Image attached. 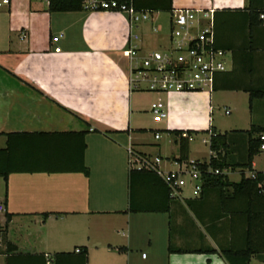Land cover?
<instances>
[{
    "label": "crops",
    "instance_id": "0c3cea01",
    "mask_svg": "<svg viewBox=\"0 0 264 264\" xmlns=\"http://www.w3.org/2000/svg\"><path fill=\"white\" fill-rule=\"evenodd\" d=\"M7 1L0 8V150L8 134H34L27 166L40 170L0 178V264H40L37 257L51 264L55 254L81 247L85 264H229L221 251L264 264V196L229 186L252 172L264 177V151L256 149L249 170L242 168L255 139L246 132L264 131V14L255 15L254 25L249 17L250 9L264 10V0H170L172 9H215L214 44L225 51V70L215 74L210 92L165 94L129 90L126 51L163 47L158 14L166 12L129 29L122 14L50 12L48 0ZM251 92L263 94L248 102ZM157 101L162 119L149 112ZM208 130L223 136L222 180L196 196L185 188L170 197L155 176L130 173L128 146L159 157L162 171L207 163L215 157ZM147 131L154 141L163 140L154 139L157 132L165 134L170 156L163 144L150 151ZM187 131L182 152L181 136L172 132ZM68 133H83L86 175L78 172L80 139L49 136Z\"/></svg>",
    "mask_w": 264,
    "mask_h": 264
},
{
    "label": "built area",
    "instance_id": "2783aa9c",
    "mask_svg": "<svg viewBox=\"0 0 264 264\" xmlns=\"http://www.w3.org/2000/svg\"><path fill=\"white\" fill-rule=\"evenodd\" d=\"M7 3V0H0V8ZM80 9L122 14L129 29L149 22L153 14L135 9L133 0H81ZM214 12L213 7L172 9L168 13L167 34L161 50L129 48L126 51L129 90L149 94L210 92L215 74L225 70V51L214 44ZM150 29L152 33L159 32L158 27ZM56 41L57 37L51 39L52 43ZM53 52L57 53L58 48H54ZM149 112L159 119L165 117L164 105L159 101L150 105ZM181 137L186 138V135ZM157 138L155 134L154 139ZM257 140L258 150L264 151V132L257 135ZM126 158L131 170L150 171L160 178L170 197H177L185 188L191 190L192 196L201 190V171L197 163L178 166L174 171H162L159 157L141 155L130 146L126 148ZM205 173L220 175V171L209 168ZM248 178L254 179V174L250 173ZM0 213H3L2 205Z\"/></svg>",
    "mask_w": 264,
    "mask_h": 264
},
{
    "label": "trees",
    "instance_id": "16d2710c",
    "mask_svg": "<svg viewBox=\"0 0 264 264\" xmlns=\"http://www.w3.org/2000/svg\"><path fill=\"white\" fill-rule=\"evenodd\" d=\"M249 1V0H248ZM80 3L81 0H48V11L50 12H73V11H80ZM250 3V2H249ZM134 8L137 10H144L150 12H166L169 13L172 8L170 5V0H133ZM258 14H264V10H256L250 9V24L254 25V17ZM263 92H251L249 93L248 102H251L254 98H258L262 96ZM261 132L260 129L251 128L246 133L250 135L251 133L255 134V139H249L248 141V150L246 156V163L242 165V168L249 170L250 168V160L252 156L256 153V149L259 147V142L257 140V135ZM209 134L208 138V147L209 151L215 153V157H209L207 163H197L198 169L201 171V180L202 185L201 188L207 184L212 183L213 181L217 182L222 180V177L219 175H211L205 173L207 168L211 170H218L220 171L224 165L221 163L219 159V145L223 144V136H219L218 134L214 133L212 130L206 131ZM175 136H181L180 132H172ZM191 133L189 131L186 132V140L187 137ZM42 136V135H41ZM49 136H64V137H78L80 139V146L78 147V172H82L84 175L87 174L86 169L82 166V152L84 150V144L82 142L83 133L77 134H58V135H49ZM36 137L34 134H8L6 135V148L4 150H0V178L6 181V178L9 174L14 173H32L37 172L40 169L29 168L27 166V151L28 145H30V140ZM185 138L180 137V145L179 149L182 152H185L186 148V140ZM221 140V141H220ZM221 143V144H220ZM182 159V157H181ZM180 162V160H177ZM252 172V171H250ZM130 173H137V174H151L157 178V180L165 187L167 195H169V190L166 185L158 178L153 172L144 171V170H130ZM254 174V179L250 178H243L241 177L238 184L230 185L232 187H240L244 186L247 187L249 190L254 191L257 195L264 196V177L261 173L252 172ZM131 212H137L135 209L130 207L129 209ZM6 216V215H5ZM7 220V218H6ZM5 224V223H4ZM0 227V241L2 240V234L4 230V225ZM10 247L7 245L6 252H10ZM224 260H226L229 264H233V258L241 255V263L245 264L248 260L249 254H239L231 251H221L220 252ZM40 260V264H46V260L43 257H37ZM71 259H76L80 261V264L86 263V251L84 248H78V253H59L55 254L51 259V264H70ZM74 261V260H72ZM7 264V263H6Z\"/></svg>",
    "mask_w": 264,
    "mask_h": 264
},
{
    "label": "rangeland",
    "instance_id": "374dc122",
    "mask_svg": "<svg viewBox=\"0 0 264 264\" xmlns=\"http://www.w3.org/2000/svg\"><path fill=\"white\" fill-rule=\"evenodd\" d=\"M158 17H159V24H161V26H163L162 27V32H160V34H159V38H164V36L166 35V33H167V26H166V23H167V19H168V14L167 13H159L158 14ZM164 40V39H163ZM163 45H161V46H164V44H165V42H163L162 43ZM151 49H155V47L154 46H152V47H150ZM157 50H161L160 48H158ZM138 95H140V96H142V94H138ZM233 103L235 104V108L236 109H240V108H242V106H243V104H242V101H238V100H234L233 101ZM232 117H233V114L231 115ZM214 118H218L219 120H221V121H224V119H223V116H221V114H220V112L219 111H217V110H215V112H214ZM146 133V136L145 137H147V144H149V145H147V147L150 149V151L152 152V151H155L156 149H157V145L159 144V145H162L163 144V142H164V140L166 139L163 135H165L163 132H157V135L161 138V139H163L162 141H154L153 139H152V136H150L151 138H148V135H152V133L153 132H145ZM203 137L202 136H197V137H195V138H193L194 139V145H196V151H201L200 149H204L203 148V146L200 144V141H201V139H202ZM164 146V154L165 155H168V156H170L169 154H170V152H171V150H170V145H166V144H163ZM198 146H200L199 148H198ZM154 156H152L151 155V158H153ZM165 164H163L164 166H166V165H168L167 163H168V160H166V159H163L162 160ZM162 164V163H161Z\"/></svg>",
    "mask_w": 264,
    "mask_h": 264
}]
</instances>
